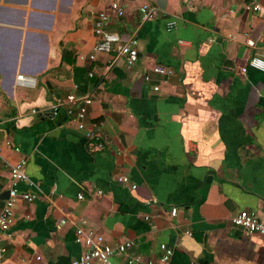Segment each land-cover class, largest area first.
Listing matches in <instances>:
<instances>
[{
  "label": "crops",
  "instance_id": "obj_1",
  "mask_svg": "<svg viewBox=\"0 0 264 264\" xmlns=\"http://www.w3.org/2000/svg\"><path fill=\"white\" fill-rule=\"evenodd\" d=\"M121 1L117 18L109 0H0V210L20 160L32 186L17 188L36 196L15 205L1 264H71L77 226L133 241L113 264H158L161 244L170 264H264V236L231 222L249 210L264 223V71L241 72L264 57V0ZM101 11L121 44L137 39L132 68L116 52L88 59ZM155 66L172 75L145 84ZM69 94L91 99L85 131L66 117Z\"/></svg>",
  "mask_w": 264,
  "mask_h": 264
},
{
  "label": "built area",
  "instance_id": "obj_2",
  "mask_svg": "<svg viewBox=\"0 0 264 264\" xmlns=\"http://www.w3.org/2000/svg\"><path fill=\"white\" fill-rule=\"evenodd\" d=\"M109 6L113 15L117 18H122L124 16V7L122 6L121 0H109ZM247 10L260 11V6L254 4L253 6L246 7ZM139 14L142 21H151L156 18L157 11L155 8L150 7L145 4L139 8ZM110 16L106 12H98L96 14L95 20L92 25L93 34L95 36L96 43L93 47L92 52L89 54L88 59L94 61L97 54L116 52L118 55L125 59L126 65L132 68L137 61L138 51L137 44L138 41L135 36H131L124 43L121 44L120 38L116 34L108 33L105 31V25L108 23ZM175 25V20H170L166 24V31L169 32ZM247 68H253L259 71H264V57H252L247 67L241 69L242 73L246 72ZM172 71L168 70L162 66H155L151 69V73H147L143 76V81L145 84L152 83L153 76H171ZM89 76H92L89 74ZM18 81L22 82L24 86H33V80L30 78H24L23 76L17 77ZM153 90L157 91L158 87L153 86ZM65 103L71 105L65 110L66 117L69 122L76 125L79 131H85L84 118L86 115V110L91 104V99L86 96L78 100L74 94H69L65 98ZM60 101L57 106L53 108L52 113H57ZM32 113H36L35 110ZM86 135L92 139L95 143V148L98 150H104L105 145L101 141L100 136L96 132H86ZM6 145L12 147L10 142H6ZM18 152L19 149L15 148ZM26 161L20 160L15 165L9 166V174L12 181V186L8 190V198L4 201L3 207L0 210V264L6 254V247L4 246L5 241L11 239L10 229L14 224V212L15 205L17 202L24 201L27 203H32L36 200V196L27 191H20L17 188V184L21 182H27L32 186L28 180L25 173ZM121 184L129 186L130 189H136V185L130 184L128 177H120L118 180ZM100 193V192H99ZM78 199H82V195L77 196ZM177 210L173 208L170 215L174 217ZM232 225L241 229L245 235L257 234L264 236V223L261 221L260 217L256 212L249 210H241L236 216L231 220ZM65 223L63 219L61 225ZM74 241L76 244L84 249V252L80 255L77 260L71 262V264H113V259L115 257L121 256L127 253L128 250L133 248V241L127 240L116 246H110L105 244L104 237L90 228H84L83 226H77L74 230ZM161 256L158 260V264H170L173 250L167 247L165 244L160 245ZM141 257H132L128 259V264H140ZM147 264H153L152 261H148Z\"/></svg>",
  "mask_w": 264,
  "mask_h": 264
},
{
  "label": "water",
  "instance_id": "obj_3",
  "mask_svg": "<svg viewBox=\"0 0 264 264\" xmlns=\"http://www.w3.org/2000/svg\"><path fill=\"white\" fill-rule=\"evenodd\" d=\"M8 195H9V192L7 191V192H6V198H8Z\"/></svg>",
  "mask_w": 264,
  "mask_h": 264
}]
</instances>
